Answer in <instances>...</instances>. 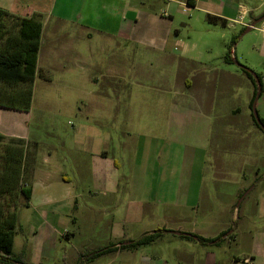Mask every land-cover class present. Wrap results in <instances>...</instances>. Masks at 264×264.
I'll return each mask as SVG.
<instances>
[{"label": "crops", "instance_id": "0c3cea01", "mask_svg": "<svg viewBox=\"0 0 264 264\" xmlns=\"http://www.w3.org/2000/svg\"><path fill=\"white\" fill-rule=\"evenodd\" d=\"M162 1L165 9L157 12L151 11L155 0H0V25L6 35L17 33L22 17L38 14L42 21L32 85L38 77L49 78L48 69L66 70L70 85L82 88L77 101L93 100L109 107L97 114L103 121L114 116L113 104L108 103L114 98L109 92L86 90V85L100 80L89 73L91 69H110L105 84L111 86L127 78L125 61L140 47L148 55L151 44L153 49L166 50L174 40L184 48L178 55L183 75L175 85V110L169 105L157 113L151 107L142 114L132 111L131 118H144V122L126 130L82 123L70 130L71 142L53 144L42 157V144L30 139L26 125L33 89L29 105L11 97L13 92L0 91V149L22 140L17 187L2 201L18 215L13 252L29 264H76L81 253L107 246L113 250L92 261L84 259L83 264H248L246 258L251 259L249 264H264V134L257 132L252 113L241 105L231 106L233 119L220 118L215 109L220 85L232 84L236 70L221 74L212 59L190 55L192 47L180 39L173 11L177 3L192 8L208 31L221 24L210 22L208 14L225 20L221 25L228 31L236 25L247 27L237 41L248 35L244 46L257 54L247 64L261 77L259 99L264 91V20L249 31L247 25L264 16V0ZM241 15L243 23L236 22ZM146 60L151 63V57ZM187 61L199 62L201 68L195 71ZM147 80L151 86V78ZM203 82L214 86L216 93L205 87L198 89L202 95L196 97L195 86ZM144 99L151 102V95ZM251 100L243 105L251 107ZM220 131L228 136L219 137ZM122 133L127 134L124 141ZM120 146L119 155L113 154ZM211 148L215 164L220 150L229 154L230 177L236 184L229 203L231 221L215 214L219 192L203 184ZM201 164L202 172L195 173L193 169ZM217 174L213 171L211 180L214 175L220 180ZM25 178L31 186L27 204L19 193ZM84 193L88 202L82 205ZM95 211L101 212L100 222ZM81 216L89 221L83 224ZM163 228L167 231L150 244L130 245Z\"/></svg>", "mask_w": 264, "mask_h": 264}, {"label": "rangeland", "instance_id": "374dc122", "mask_svg": "<svg viewBox=\"0 0 264 264\" xmlns=\"http://www.w3.org/2000/svg\"><path fill=\"white\" fill-rule=\"evenodd\" d=\"M248 1L249 3H253V0ZM162 2V0H155V3L152 2L153 6H151V11H163L165 6L164 2ZM173 11L176 15V21L174 23L179 25L181 29L180 39L189 41L192 47L190 55L198 56L202 54L212 59L215 65L214 68L219 67L221 74L226 70H236V75L231 82L232 84L220 85L217 100L218 104L217 106L215 105V109L217 108L219 111L220 118L224 121L233 119L230 113L232 105H241L243 111L248 110L249 113H252L253 108L249 107L248 104L244 106L243 103L245 100H249L253 97L254 83L244 74L242 65L248 67L247 63L250 62V59L256 58L257 54L254 53L250 47L244 46L245 40L249 38L248 35L246 39L238 40L235 46L232 44L234 39H239L246 29L240 25H236L235 29L228 31L220 24V28L208 31L205 28L204 21L198 19L196 16L197 12L192 8L183 7L177 3L173 5ZM181 22L185 24H181ZM206 26L208 27V25ZM181 44V42L173 40L166 50L159 48L153 49V45L151 44L150 55H148V51L146 52V48L140 47L138 52L130 54V59L125 61L124 71L127 78L124 81H117L116 84L111 86L105 84L107 77L111 74L110 69L90 70L89 73L97 75L100 80L98 83H92L91 87L86 85V90L91 93L109 92L114 98L113 102H108L113 104V107H110L113 110L114 116H107L105 121L97 117V114H99V112L102 113L105 109H109V107L105 108L100 105V102L93 100L77 101L76 98L79 97L80 89L82 88L74 89L70 85L68 82L69 75L65 73L66 70H46V73L49 74V78L38 77L37 81L34 83L33 99L28 108V110L31 109V114L28 115L26 122L30 139H37L42 144L40 157L45 155L53 144L71 142L74 138L70 130H72L73 127H79L82 123L88 125H117V128H124L126 130L130 128L133 129L136 127V124L144 122V118H131L130 115L132 111L137 110L142 114L143 111L151 107V111L154 110L157 113L160 110H166L169 105L172 107L171 110H175L174 107L177 106L175 105V85L179 82L181 73L183 75V72H181L183 62L178 59L179 52L184 49ZM230 48L232 49L234 61L232 63H227L225 61V54ZM136 54L139 56L136 57ZM148 56L149 58L151 57V63L146 60ZM246 57L249 59H246ZM187 63L190 64L191 68L195 71L201 68V63L199 62L187 61ZM206 68L208 72H211L209 66ZM149 78H151V86L149 84L150 80H147ZM138 81H140V85H138ZM2 82L3 83L0 82V91L12 92L15 89L14 87H19L5 83L4 81ZM84 86L85 85H82V87ZM195 87L196 97L202 95L198 91L200 88L207 87L212 90V93H216L214 86L210 84L205 85L204 82L199 83V85L196 84ZM146 95H151V102L144 99ZM133 98L137 99L133 101ZM191 103L193 102L191 101L190 104ZM255 107L259 117L264 119V91L261 97L257 99ZM88 111H91L89 114L90 117L85 115ZM116 111H120L122 114H117ZM115 115H118V117L116 118ZM242 118H245V116H242ZM257 128V132L264 134V131L258 126ZM222 129L227 128L221 127V130ZM226 134V132L220 131L219 137L226 136ZM126 136V133L121 134L123 141ZM120 149L122 150V146H120L117 151L112 150V153L118 156L121 151ZM60 152V154L63 153L62 150ZM213 153L214 151H212V148L209 149V162L205 166L207 170H205V180L203 184L205 185V189L219 192L216 198L217 209L215 214L219 218H223L222 220L231 221L233 206L230 209L229 203L236 184L230 177L233 170H229L232 168L229 163V154H224V152L220 150L219 154L214 156L216 158L215 164ZM62 161L63 159L61 162ZM202 166V164L196 165L193 171H195V173L202 172ZM213 171L218 173L217 176L219 175V177H221L220 180L217 179L216 175H214L215 179L211 180L210 177ZM224 174L226 175L223 176ZM25 180L29 184L26 178ZM124 183L126 184V181H124ZM203 199H207V197L205 196ZM80 202L82 205L87 204L88 195L86 193L80 198ZM21 207L24 208L23 210H26L23 205H21ZM244 208L245 203L241 204L240 207V219L244 213ZM29 212H31V210ZM95 215L97 222H100L101 212L95 211ZM88 221L87 218L84 219L81 216L80 222L86 224ZM231 223L233 225V222ZM76 242H78V240H76ZM72 249L73 246H70L68 254ZM59 264L62 263L59 262Z\"/></svg>", "mask_w": 264, "mask_h": 264}, {"label": "trees", "instance_id": "16d2710c", "mask_svg": "<svg viewBox=\"0 0 264 264\" xmlns=\"http://www.w3.org/2000/svg\"><path fill=\"white\" fill-rule=\"evenodd\" d=\"M208 20L212 23L225 24L218 16L208 14ZM247 28V27H246ZM245 28V29H246ZM42 21L38 14L29 17H22L19 21V28L15 34L13 31L8 35L0 25V80L5 83L12 84L15 89L12 91L11 97H17L27 102L29 105L32 97L33 79L37 63V49L41 37ZM237 39L235 38L233 43ZM225 61L232 63V49L230 48L225 54ZM243 72L254 83V94L251 100L253 106L259 87H261V77L251 68L242 65ZM252 117L255 124L264 131L255 118L254 112ZM261 123L264 125V119L260 117ZM2 138V136H0ZM12 144H7L0 149V157L2 168L0 174V264H29L23 255H16L13 252V233L18 223V215L16 211L7 210L8 203H4L2 198L6 193L13 194L16 189L17 178L20 173L22 140H13ZM19 193L22 194L24 203H29L31 195V186L23 181L19 186ZM13 199V196H12ZM166 229H158L152 233H146L139 239L132 241L133 247L147 245L156 240ZM186 235V234H185ZM201 241L206 242L207 238L198 236ZM113 250L111 246L95 249L81 253L76 260V264H83L84 259L92 261L93 259L109 253Z\"/></svg>", "mask_w": 264, "mask_h": 264}, {"label": "water", "instance_id": "95a60500", "mask_svg": "<svg viewBox=\"0 0 264 264\" xmlns=\"http://www.w3.org/2000/svg\"><path fill=\"white\" fill-rule=\"evenodd\" d=\"M263 20H264V16H262V17L259 18L256 22H254L251 26H249V27H248V31L250 30V28H252L253 26H255L258 22H261V21H263ZM260 90H261V87H259V89H258V93H257V95H256L255 102H256L257 98L259 97ZM255 102H254V104H253V106H252V108H253V112H254V115H255V118H256V120L258 121V123L260 124V126H261L262 128H264V125L261 123L260 117H259L258 112H257V110H256Z\"/></svg>", "mask_w": 264, "mask_h": 264}, {"label": "built area", "instance_id": "2783aa9c", "mask_svg": "<svg viewBox=\"0 0 264 264\" xmlns=\"http://www.w3.org/2000/svg\"><path fill=\"white\" fill-rule=\"evenodd\" d=\"M242 18H243V15H241L240 18H239L238 20H235V21H236V22H239V23H243V22L241 21ZM245 25H247V24H245ZM247 26H251V25L248 24ZM245 261L249 264L250 261H251V259H250V258H246Z\"/></svg>", "mask_w": 264, "mask_h": 264}]
</instances>
